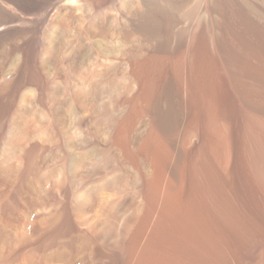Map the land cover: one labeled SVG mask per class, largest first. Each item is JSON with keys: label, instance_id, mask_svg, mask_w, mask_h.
I'll list each match as a JSON object with an SVG mask.
<instances>
[{"label": "rangeland", "instance_id": "1", "mask_svg": "<svg viewBox=\"0 0 264 264\" xmlns=\"http://www.w3.org/2000/svg\"><path fill=\"white\" fill-rule=\"evenodd\" d=\"M130 1L0 0V264H264V0Z\"/></svg>", "mask_w": 264, "mask_h": 264}, {"label": "bare ground", "instance_id": "2", "mask_svg": "<svg viewBox=\"0 0 264 264\" xmlns=\"http://www.w3.org/2000/svg\"><path fill=\"white\" fill-rule=\"evenodd\" d=\"M18 1H22V0H18ZM29 1V0H28ZM92 1H94V0H92ZM132 1V0H131ZM130 1V2H131ZM90 2H91V0H59V4H60V7L61 8H63V7H75V8H77V10L78 11H80L79 13L80 14H85L86 13V11H84L86 8H89V7H91V4H90ZM133 3V2H132ZM36 4V3H35ZM34 4V5H35ZM130 5V4H129ZM94 6V5H93ZM141 12V11H140ZM151 12V11H150ZM156 12V11H155ZM144 13V12H143ZM141 14V13H140ZM148 14V13H147ZM142 15V14H141ZM154 15V14H153ZM61 16V15H60ZM143 16H145L144 14H143ZM154 17H155V15H154ZM63 18V17H62ZM141 18H143V17H141ZM27 20V19H26ZM97 20V19H96ZM141 20V19H140ZM139 21V20H138ZM142 21L143 22H141L142 24H139L138 23V26L139 27H141V26H145V27H147V28H149L150 29V27H151V29L150 30H153V28L155 29V22L154 21H157V19L155 18V19H153V17L151 16V14L150 15H148V17L146 16V19L145 18H143L142 19ZM98 22V21H97ZM96 22V23H97ZM137 22V21H136ZM150 26V27H149ZM1 28V27H0ZM138 27H136V29H137ZM100 29H101V27H100ZM103 29V28H102ZM83 94V93H82ZM83 97V96H82ZM81 98V97H80ZM8 100V99H7ZM27 129V128H26ZM25 129V130H26ZM126 233V232H125ZM139 235V234H138ZM135 247V246H134ZM133 248V247H132ZM133 249H135V248H133ZM131 252V251H130ZM54 255V254H53Z\"/></svg>", "mask_w": 264, "mask_h": 264}]
</instances>
